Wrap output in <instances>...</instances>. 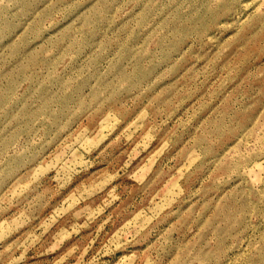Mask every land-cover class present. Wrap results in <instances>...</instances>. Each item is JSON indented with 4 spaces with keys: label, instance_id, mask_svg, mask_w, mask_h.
<instances>
[{
    "label": "rangeland",
    "instance_id": "obj_1",
    "mask_svg": "<svg viewBox=\"0 0 264 264\" xmlns=\"http://www.w3.org/2000/svg\"><path fill=\"white\" fill-rule=\"evenodd\" d=\"M0 264H264V0H0Z\"/></svg>",
    "mask_w": 264,
    "mask_h": 264
}]
</instances>
